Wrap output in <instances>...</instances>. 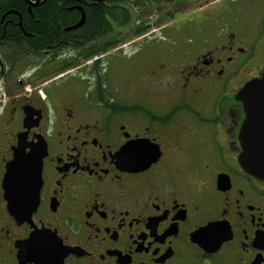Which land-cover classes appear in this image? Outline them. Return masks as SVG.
<instances>
[{"label": "flooded vegetation", "instance_id": "obj_1", "mask_svg": "<svg viewBox=\"0 0 264 264\" xmlns=\"http://www.w3.org/2000/svg\"><path fill=\"white\" fill-rule=\"evenodd\" d=\"M197 1L156 16L179 49L129 42L153 48L131 55L144 97L107 90L113 48L15 51L0 34V264H264V179L241 166L237 99L264 73V0ZM16 152L26 174L40 165L24 219L2 187Z\"/></svg>", "mask_w": 264, "mask_h": 264}, {"label": "trees", "instance_id": "obj_2", "mask_svg": "<svg viewBox=\"0 0 264 264\" xmlns=\"http://www.w3.org/2000/svg\"><path fill=\"white\" fill-rule=\"evenodd\" d=\"M39 1L35 7H29L24 0H0V34H6L15 51H21L25 41L29 52L42 51L46 47L59 51L66 44L73 49H85L90 45L86 47L88 55L94 50L106 52L124 38L126 41L142 37L152 31L153 26L161 25L162 19L156 16L167 5L166 0ZM80 8L85 17L83 25L77 30L65 31L81 20ZM128 24L132 26L127 36H118L124 33H119L116 27ZM97 41H101L100 45Z\"/></svg>", "mask_w": 264, "mask_h": 264}, {"label": "water", "instance_id": "obj_3", "mask_svg": "<svg viewBox=\"0 0 264 264\" xmlns=\"http://www.w3.org/2000/svg\"><path fill=\"white\" fill-rule=\"evenodd\" d=\"M24 1L29 7H35L39 3V0L35 3L29 0ZM79 11L81 20L76 25L66 28L65 31H74L83 25L85 17L82 10L79 9ZM237 99L244 104L246 112L240 132L243 148L240 155L241 166L246 173L264 179V73L261 79L248 83L238 93ZM28 171L30 173L26 174V171L21 168L19 155L16 152L13 162L7 168L2 187L8 195L6 200H8L9 212L17 219L29 216L38 203L40 165ZM23 179L29 181L23 182L21 181Z\"/></svg>", "mask_w": 264, "mask_h": 264}, {"label": "rangeland", "instance_id": "obj_4", "mask_svg": "<svg viewBox=\"0 0 264 264\" xmlns=\"http://www.w3.org/2000/svg\"><path fill=\"white\" fill-rule=\"evenodd\" d=\"M205 1L206 0H198L195 5L190 8V10H196L200 6V4H203ZM152 18L154 19V17ZM131 26L132 24H128L123 27H116V30L118 29V32L124 33L122 35L118 34V36H122L123 38L124 36H127V33ZM159 27L160 25L158 27L153 26L152 31H149V33L145 36L148 37L149 34L153 33L154 36L158 37L159 35H161V30L159 29ZM158 38H160V40L158 41V46L162 49H165L164 51L168 52L170 50L179 49L180 45H178L177 41H168L167 39H165V37ZM124 39L113 49L109 50V52L106 53L103 59L101 57V70L104 75L107 90L109 91V93H111L112 96H118L120 98H129L135 96L144 97V86L142 84L146 82L147 78L145 77L144 73L145 67L142 68L139 66L142 57H140L139 55L136 56L135 59L133 58L131 60V55H134L138 51H142L141 53H139L142 54L144 52L143 50L150 51L153 48L152 46H148L145 40L140 41L139 39H136L133 42L129 43L131 40L125 41Z\"/></svg>", "mask_w": 264, "mask_h": 264}, {"label": "bare ground", "instance_id": "obj_5", "mask_svg": "<svg viewBox=\"0 0 264 264\" xmlns=\"http://www.w3.org/2000/svg\"><path fill=\"white\" fill-rule=\"evenodd\" d=\"M36 1V0H35ZM40 2V1H39ZM81 9V8H80ZM84 13V12H83Z\"/></svg>", "mask_w": 264, "mask_h": 264}]
</instances>
